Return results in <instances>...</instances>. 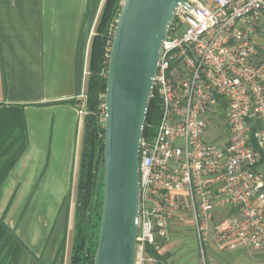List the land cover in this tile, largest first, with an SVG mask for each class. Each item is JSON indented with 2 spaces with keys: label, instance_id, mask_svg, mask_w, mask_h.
Masks as SVG:
<instances>
[{
  "label": "built area",
  "instance_id": "obj_1",
  "mask_svg": "<svg viewBox=\"0 0 264 264\" xmlns=\"http://www.w3.org/2000/svg\"><path fill=\"white\" fill-rule=\"evenodd\" d=\"M186 3L154 79L160 120L140 148L135 264L146 262L147 247L161 252L173 221L192 225L202 254L209 242L264 252V63L256 43L264 0ZM80 113L87 115L86 94ZM212 125L220 136L210 142Z\"/></svg>",
  "mask_w": 264,
  "mask_h": 264
},
{
  "label": "crops",
  "instance_id": "obj_2",
  "mask_svg": "<svg viewBox=\"0 0 264 264\" xmlns=\"http://www.w3.org/2000/svg\"><path fill=\"white\" fill-rule=\"evenodd\" d=\"M105 2L0 0V264L63 262L85 129L80 96ZM256 43L264 63V25ZM168 232L160 254L176 246L181 264H196L192 225L173 221ZM207 245L209 264H264V252Z\"/></svg>",
  "mask_w": 264,
  "mask_h": 264
},
{
  "label": "water",
  "instance_id": "obj_3",
  "mask_svg": "<svg viewBox=\"0 0 264 264\" xmlns=\"http://www.w3.org/2000/svg\"><path fill=\"white\" fill-rule=\"evenodd\" d=\"M186 0H124L113 34L104 115L103 201L94 264H135L140 148L162 47Z\"/></svg>",
  "mask_w": 264,
  "mask_h": 264
},
{
  "label": "trees",
  "instance_id": "obj_4",
  "mask_svg": "<svg viewBox=\"0 0 264 264\" xmlns=\"http://www.w3.org/2000/svg\"><path fill=\"white\" fill-rule=\"evenodd\" d=\"M124 0H106L101 12L89 56L87 115L80 155L75 200L74 235L70 264H94L101 225L103 201L104 112L107 70L116 22ZM104 73V75H103ZM161 116L160 102H150L143 137H152ZM165 242L161 243V246ZM63 243L62 250L64 249ZM146 254L156 264L166 257L153 247Z\"/></svg>",
  "mask_w": 264,
  "mask_h": 264
},
{
  "label": "rangeland",
  "instance_id": "obj_5",
  "mask_svg": "<svg viewBox=\"0 0 264 264\" xmlns=\"http://www.w3.org/2000/svg\"><path fill=\"white\" fill-rule=\"evenodd\" d=\"M104 75V73H103ZM220 136V131H218L214 125H212L205 133V139L208 141H215L219 138ZM75 200H76V194H75ZM76 205V203H75ZM169 234V232H168ZM73 235H74V222L72 223L71 226V230L69 232V238L67 239V241L65 242L64 245V249L61 250L63 251V262L62 264H70V259H71V253H72V240H73ZM171 235V233H170ZM208 243L204 244V254H202L199 242L197 241V245H198V249H199V255L197 257V261L196 264H209V256L207 255L208 252ZM165 246H167L168 244L164 243ZM163 245V246H164ZM26 246V245H25ZM176 246H170L169 248H167L166 250L163 251V253L161 255L166 257V262L165 264H181L183 256H178L176 255L175 252H177L176 250ZM172 249V250H169ZM26 251V248H25ZM143 264H156V262L153 259H150L149 257L147 258L146 262H144Z\"/></svg>",
  "mask_w": 264,
  "mask_h": 264
}]
</instances>
